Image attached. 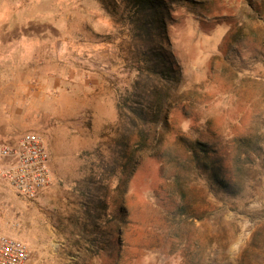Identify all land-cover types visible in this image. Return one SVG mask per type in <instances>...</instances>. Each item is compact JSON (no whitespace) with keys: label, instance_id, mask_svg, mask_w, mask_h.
I'll return each mask as SVG.
<instances>
[{"label":"rangeland","instance_id":"rangeland-1","mask_svg":"<svg viewBox=\"0 0 264 264\" xmlns=\"http://www.w3.org/2000/svg\"><path fill=\"white\" fill-rule=\"evenodd\" d=\"M127 1H91V36L110 44L101 72L119 95L139 66ZM157 1L177 79L144 75L170 87L159 119L139 122L148 148L127 168L136 131L119 112L114 123L109 110L99 123L84 113L44 137L52 176L40 198L0 181V230L26 243L28 264H264V0Z\"/></svg>","mask_w":264,"mask_h":264},{"label":"crops","instance_id":"crops-1","mask_svg":"<svg viewBox=\"0 0 264 264\" xmlns=\"http://www.w3.org/2000/svg\"><path fill=\"white\" fill-rule=\"evenodd\" d=\"M91 1L0 0V142L15 145L30 131L46 137L84 113L96 123L95 116L108 110L110 123L118 119L123 88L101 72L110 44L91 36V29H101L91 25ZM77 17L89 28L76 26ZM84 89L83 98L76 95Z\"/></svg>","mask_w":264,"mask_h":264},{"label":"trees","instance_id":"trees-1","mask_svg":"<svg viewBox=\"0 0 264 264\" xmlns=\"http://www.w3.org/2000/svg\"><path fill=\"white\" fill-rule=\"evenodd\" d=\"M126 8L128 9L124 13V25L130 30L139 66L137 78L130 89L118 96L117 108L120 124L124 122L127 135H132L136 131L140 137V141L126 155L128 168L132 166L133 156L148 148L147 132L139 128V122L145 118L144 111L151 114L153 120L157 121L170 97L168 85L166 87L156 86L151 80H145L144 75L164 82L165 85L175 82L177 75L172 64L168 62V57L164 55V44L170 45V42L166 17L159 2L157 0H128ZM124 138L127 139V136ZM125 147L128 148L127 145ZM198 147L203 156L209 154L205 145L200 144ZM211 170L216 171L213 166ZM215 173L217 174V171Z\"/></svg>","mask_w":264,"mask_h":264},{"label":"built area","instance_id":"built-area-1","mask_svg":"<svg viewBox=\"0 0 264 264\" xmlns=\"http://www.w3.org/2000/svg\"><path fill=\"white\" fill-rule=\"evenodd\" d=\"M50 153L41 133H25L15 145L0 142V181L23 200H36L51 185ZM26 243L0 230V264H28Z\"/></svg>","mask_w":264,"mask_h":264}]
</instances>
